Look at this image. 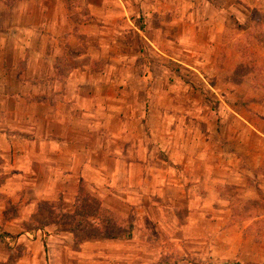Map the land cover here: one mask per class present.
<instances>
[{"label": "crops", "instance_id": "obj_1", "mask_svg": "<svg viewBox=\"0 0 264 264\" xmlns=\"http://www.w3.org/2000/svg\"><path fill=\"white\" fill-rule=\"evenodd\" d=\"M209 1L0 7V264H192L213 255L228 216L216 171H231L233 155L205 152L211 137L201 135L196 94L188 101L183 86L170 89L167 74L154 88L141 51L173 38L184 47L195 18L214 25L217 42L232 6ZM80 181L131 225L129 236L75 242L81 231L66 217Z\"/></svg>", "mask_w": 264, "mask_h": 264}, {"label": "rangeland", "instance_id": "obj_2", "mask_svg": "<svg viewBox=\"0 0 264 264\" xmlns=\"http://www.w3.org/2000/svg\"><path fill=\"white\" fill-rule=\"evenodd\" d=\"M18 1L22 0H0V7L10 8ZM70 2L78 6L81 0ZM194 2L189 9L196 8ZM209 2L222 9L232 6L221 17L224 25L217 42L209 40L214 25L199 24L195 18L187 25L184 47H177L173 38L157 49L165 56L150 45L141 51L148 60L146 70L158 77L152 75L154 88H163L161 75L167 74L170 89L183 86L188 101L196 94L204 121L201 135L211 137L209 144H202L208 148L205 152L234 158L233 170L226 175L221 169L216 171L223 176L216 192L227 202L218 205L226 207L228 216L210 242L213 255L205 253L192 264H264V0ZM206 16L211 18L209 13ZM155 111L154 121L160 116ZM233 226L235 230L229 231Z\"/></svg>", "mask_w": 264, "mask_h": 264}, {"label": "trees", "instance_id": "obj_3", "mask_svg": "<svg viewBox=\"0 0 264 264\" xmlns=\"http://www.w3.org/2000/svg\"><path fill=\"white\" fill-rule=\"evenodd\" d=\"M66 221L72 224L75 231H81L80 234H77L76 243L85 236L95 239L127 237L131 231V225H128L124 219L101 208L99 202L86 192L85 185L81 181L75 202V211L72 216L66 217Z\"/></svg>", "mask_w": 264, "mask_h": 264}]
</instances>
